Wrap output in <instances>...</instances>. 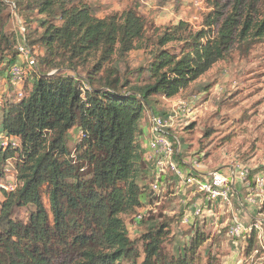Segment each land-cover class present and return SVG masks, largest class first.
<instances>
[{"label":"trees","instance_id":"trees-1","mask_svg":"<svg viewBox=\"0 0 264 264\" xmlns=\"http://www.w3.org/2000/svg\"><path fill=\"white\" fill-rule=\"evenodd\" d=\"M10 4L18 15L44 18L36 28L21 24L35 70L17 88L8 69L20 38L6 32L9 6L0 0V78L16 90L0 108V133L19 142L0 148V181L11 159L17 182L14 192L1 193L0 264H138L141 256L140 264H195L206 240L198 229L171 256L163 248L169 221L148 226L152 219L142 216L137 226L147 228L131 239L122 218L134 220L156 200L141 120L152 104L188 90L231 50L247 55L264 39V0H212L198 29L185 21L148 26L134 7L99 19L70 0ZM35 48L42 53L35 56ZM134 51L149 61L130 71L126 61ZM73 130L79 140L71 150Z\"/></svg>","mask_w":264,"mask_h":264},{"label":"rangeland","instance_id":"rangeland-1","mask_svg":"<svg viewBox=\"0 0 264 264\" xmlns=\"http://www.w3.org/2000/svg\"><path fill=\"white\" fill-rule=\"evenodd\" d=\"M2 1L9 6L3 15L5 30L16 34L18 38L24 35L23 22L36 28L44 18L36 12L30 16L25 13L18 15L14 4H10L11 0ZM70 1L86 4L99 19L134 7L148 26L162 27L185 21L198 29L212 0ZM51 21L55 25L60 24L59 19ZM41 53L40 48H35V56ZM144 55L140 51L131 52L126 61L127 68L132 71L146 66L149 59ZM22 62L25 80L33 79L35 69L29 68L28 62ZM119 66L121 70L124 67L122 62ZM21 84H16L17 88ZM15 91L10 88L0 95V108L6 101L14 100ZM178 97L189 102L193 110L191 117L176 120L169 131L170 137L180 145L179 158L183 162L195 161L201 172H234V182L238 181L237 186L242 184L240 195L245 199L247 192L243 183L253 184L255 177L264 173V39L253 45L247 55L231 50L225 61L215 64ZM78 140L76 130L71 131L67 146L72 150ZM189 163L185 164V171ZM235 187L233 185L234 190ZM154 194L156 200L153 199L149 206L145 203L138 213L153 220L148 226L154 222H170L169 235L163 245L166 254H178L179 250L189 246L198 229L206 240L197 251L195 264H262L264 261V212L260 211L261 203L241 205L233 197L230 207L214 206L212 215L203 213V216L194 218L191 223L183 224V217L192 213L194 204L204 208L203 203L200 204L199 195L173 177H168L166 184L160 186ZM183 200L186 203H182ZM43 202L48 208L46 196H43ZM122 218L131 239H138L145 232L147 224L135 227L133 217ZM20 219L26 221L27 214L24 211H21ZM235 221L246 229L252 227V231L245 233L243 238L229 239L227 232Z\"/></svg>","mask_w":264,"mask_h":264},{"label":"built area","instance_id":"built-area-1","mask_svg":"<svg viewBox=\"0 0 264 264\" xmlns=\"http://www.w3.org/2000/svg\"><path fill=\"white\" fill-rule=\"evenodd\" d=\"M23 31V30H22ZM18 57L16 63L8 69V76L12 84H21L25 78V70L23 62H28L29 68L35 69V60L32 59L31 53L27 49L24 35L20 36V41L17 45ZM21 98V95L17 96ZM192 107L187 101H180L174 105L167 116H157L151 114L149 116V130L147 142V154L144 159L151 164L149 172L152 179L150 190L153 193L158 191V188L166 184L168 177H173L178 180L183 186L194 190V193L199 195L200 204L203 203L204 208H199L197 203L194 204L192 213H187L182 219L183 224H187L191 219L213 213L214 206H231V199L235 196L233 189V180L236 177L234 172L230 174L213 170L201 172L198 163L192 161L185 171V165L178 161L180 155V145L175 139L170 137L169 130L174 127L176 120L188 119L192 115ZM19 142L16 138L0 133V148H16ZM180 164V165H179ZM184 168V169H183ZM3 179L0 181V194L11 193L17 188L16 170L13 160H8L3 167ZM245 181V178L241 179ZM246 189L247 196L238 202L242 205L260 204L264 200V173L258 174L253 184L243 183ZM182 203H186L183 200ZM192 208V207H190ZM142 219L141 214H137L134 218V225ZM252 231L251 228H244L237 221L233 222L227 232L229 239L243 238L245 233Z\"/></svg>","mask_w":264,"mask_h":264},{"label":"crops","instance_id":"crops-1","mask_svg":"<svg viewBox=\"0 0 264 264\" xmlns=\"http://www.w3.org/2000/svg\"><path fill=\"white\" fill-rule=\"evenodd\" d=\"M4 76H2L0 78V95L4 94L7 92L8 89L13 88L12 86H9L5 79L3 78ZM15 87H17L16 85H14ZM10 87V88H9ZM180 95V94H179ZM177 95L176 97L172 98V99H163L160 98L159 101L155 104H152V106L149 108L146 117L144 118L143 123L141 122V126H142V137L140 139V146H141V151L143 154V157L146 156L147 154V142H148V130H149V116L151 114L157 115V116H167L168 113L170 112L171 108L176 105L178 102L182 101V99H180ZM192 99V98H190ZM170 131V130H169ZM171 135V133H169ZM179 162H182V164H187L188 161L183 162L181 158L178 159ZM237 182H234L233 180V184L236 185L235 187V196H236V200L239 201L242 199L241 195H240V189H241V185L237 186ZM239 184V183H238Z\"/></svg>","mask_w":264,"mask_h":264}]
</instances>
